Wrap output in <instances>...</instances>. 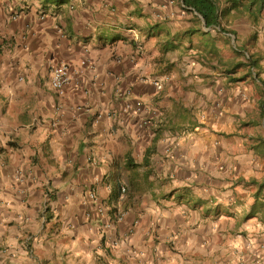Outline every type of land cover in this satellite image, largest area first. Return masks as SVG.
Here are the masks:
<instances>
[{
    "label": "crops",
    "instance_id": "crops-1",
    "mask_svg": "<svg viewBox=\"0 0 264 264\" xmlns=\"http://www.w3.org/2000/svg\"><path fill=\"white\" fill-rule=\"evenodd\" d=\"M199 19L0 0V264H264V27Z\"/></svg>",
    "mask_w": 264,
    "mask_h": 264
},
{
    "label": "trees",
    "instance_id": "trees-1",
    "mask_svg": "<svg viewBox=\"0 0 264 264\" xmlns=\"http://www.w3.org/2000/svg\"><path fill=\"white\" fill-rule=\"evenodd\" d=\"M179 1L185 9L197 14L198 18H200L199 20L203 21L207 29L216 30L219 34H225V37L226 35L236 36L231 26L243 21L254 28V40L258 39L259 29L264 27V0ZM239 56L242 57V54L240 53ZM247 61V66L254 67V56L249 55ZM235 67L237 68L238 66L235 65Z\"/></svg>",
    "mask_w": 264,
    "mask_h": 264
},
{
    "label": "built area",
    "instance_id": "built-area-1",
    "mask_svg": "<svg viewBox=\"0 0 264 264\" xmlns=\"http://www.w3.org/2000/svg\"><path fill=\"white\" fill-rule=\"evenodd\" d=\"M70 81V72L69 68L66 65H60L53 69L51 84L55 91H57L60 95L65 93V88ZM154 85L161 89L163 86L160 81H156ZM123 216H120L118 220H122Z\"/></svg>",
    "mask_w": 264,
    "mask_h": 264
},
{
    "label": "rangeland",
    "instance_id": "rangeland-1",
    "mask_svg": "<svg viewBox=\"0 0 264 264\" xmlns=\"http://www.w3.org/2000/svg\"><path fill=\"white\" fill-rule=\"evenodd\" d=\"M215 34V33H214Z\"/></svg>",
    "mask_w": 264,
    "mask_h": 264
}]
</instances>
